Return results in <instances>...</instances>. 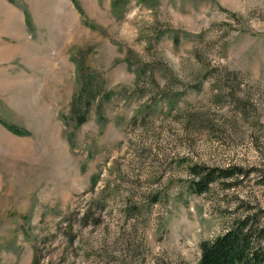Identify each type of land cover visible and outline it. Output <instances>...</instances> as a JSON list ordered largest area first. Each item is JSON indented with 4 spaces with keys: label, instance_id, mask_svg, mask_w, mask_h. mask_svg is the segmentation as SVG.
Listing matches in <instances>:
<instances>
[{
    "label": "rangeland",
    "instance_id": "374dc122",
    "mask_svg": "<svg viewBox=\"0 0 264 264\" xmlns=\"http://www.w3.org/2000/svg\"><path fill=\"white\" fill-rule=\"evenodd\" d=\"M0 121V264H196L264 208V0H0Z\"/></svg>",
    "mask_w": 264,
    "mask_h": 264
},
{
    "label": "trees",
    "instance_id": "16d2710c",
    "mask_svg": "<svg viewBox=\"0 0 264 264\" xmlns=\"http://www.w3.org/2000/svg\"><path fill=\"white\" fill-rule=\"evenodd\" d=\"M124 2L113 0V7L118 8ZM82 105L86 110V102ZM86 119L87 111L79 114L75 127L81 126ZM0 123L14 134H23L10 125ZM252 171L235 166L219 168L194 164L188 168L191 176L188 188L194 195L208 192L214 184H220L224 190L230 189L235 187L234 182L238 178H246ZM199 252L196 264H264V208L245 206L231 219L222 234L201 242Z\"/></svg>",
    "mask_w": 264,
    "mask_h": 264
}]
</instances>
